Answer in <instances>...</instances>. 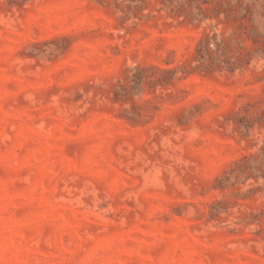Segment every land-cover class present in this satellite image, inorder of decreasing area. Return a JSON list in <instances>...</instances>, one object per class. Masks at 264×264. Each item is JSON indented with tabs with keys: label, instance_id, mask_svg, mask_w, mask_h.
<instances>
[{
	"label": "rangeland",
	"instance_id": "rangeland-1",
	"mask_svg": "<svg viewBox=\"0 0 264 264\" xmlns=\"http://www.w3.org/2000/svg\"><path fill=\"white\" fill-rule=\"evenodd\" d=\"M0 264H264V0H0Z\"/></svg>",
	"mask_w": 264,
	"mask_h": 264
}]
</instances>
